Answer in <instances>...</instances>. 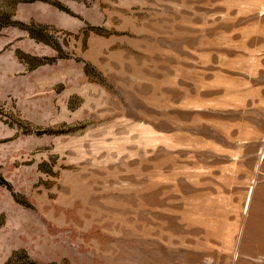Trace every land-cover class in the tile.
I'll return each instance as SVG.
<instances>
[{
  "label": "rangeland",
  "instance_id": "374dc122",
  "mask_svg": "<svg viewBox=\"0 0 264 264\" xmlns=\"http://www.w3.org/2000/svg\"><path fill=\"white\" fill-rule=\"evenodd\" d=\"M264 0H0V264H264Z\"/></svg>",
  "mask_w": 264,
  "mask_h": 264
},
{
  "label": "bare ground",
  "instance_id": "6f19581e",
  "mask_svg": "<svg viewBox=\"0 0 264 264\" xmlns=\"http://www.w3.org/2000/svg\"><path fill=\"white\" fill-rule=\"evenodd\" d=\"M256 251L264 250V245H257L255 247ZM241 264V263H240Z\"/></svg>",
  "mask_w": 264,
  "mask_h": 264
}]
</instances>
